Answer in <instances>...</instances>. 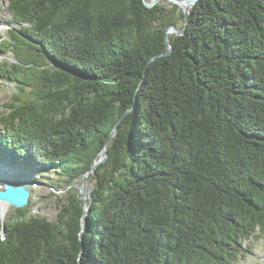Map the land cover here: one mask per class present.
Listing matches in <instances>:
<instances>
[{
    "label": "trees",
    "instance_id": "1",
    "mask_svg": "<svg viewBox=\"0 0 264 264\" xmlns=\"http://www.w3.org/2000/svg\"><path fill=\"white\" fill-rule=\"evenodd\" d=\"M9 10L0 154L55 169L66 201L55 221L16 207L0 264L238 262L264 233V0H199L187 26L145 0Z\"/></svg>",
    "mask_w": 264,
    "mask_h": 264
},
{
    "label": "rangeland",
    "instance_id": "2",
    "mask_svg": "<svg viewBox=\"0 0 264 264\" xmlns=\"http://www.w3.org/2000/svg\"><path fill=\"white\" fill-rule=\"evenodd\" d=\"M175 1L176 0H160L159 3L172 7L173 4H176L174 3ZM190 2L191 0H189V3ZM183 3L184 2H181L180 5H176L181 7ZM0 18L6 22L5 30L1 31L0 34L2 37L7 38V22H12L13 20L9 11V0H0ZM4 46L5 45L0 42V63L3 61L12 62L14 60L13 53H5L6 48ZM15 90L16 88L13 84L0 78V113L6 111L7 105L12 101ZM1 132H4V127L0 124V133ZM3 163L6 165L1 167ZM29 170L32 172V177L34 178L26 177L24 172L19 168H13L10 156H8L7 153L2 152L0 154V179L3 183L8 182L5 178L8 177V175L16 184L31 183L33 185L32 195L27 206L33 209V213L45 216L48 219L55 221L60 210V203L66 201V192L63 190V187L66 184L63 177L59 176L55 169H44L41 166H35ZM87 180L88 176L86 182L83 183L80 190L84 196L90 197L92 187ZM52 193H54V195ZM16 212V206L11 205L7 215L0 220V236H6V223L9 222L11 217H13ZM244 244V253L240 258H238V262L235 264H264V233L259 238L254 236L253 239L245 241Z\"/></svg>",
    "mask_w": 264,
    "mask_h": 264
},
{
    "label": "water",
    "instance_id": "3",
    "mask_svg": "<svg viewBox=\"0 0 264 264\" xmlns=\"http://www.w3.org/2000/svg\"><path fill=\"white\" fill-rule=\"evenodd\" d=\"M198 1L199 0H191V3L189 5H187L186 7H183V10L185 12V17H186V26L188 24L187 20L189 18L190 9L193 6H195ZM159 2L160 0H152V1L145 0V4L150 7L155 6ZM175 3L179 5L178 2L175 1ZM170 29H172L173 33H185L186 32V30H182L177 26H170L167 29V34H169ZM169 44H170V51L167 54H169L173 49L170 42ZM102 154H103L102 157L100 158V160H98L95 163V165L91 169V172H95L96 168L101 163L107 160L108 153H107L106 148L103 149ZM86 179H87V175L84 176V183L86 182ZM32 188H33V185L31 183L16 184L14 182H7L5 187L3 189H0V201L8 202L11 205L16 206V207H25L30 202V198L32 195ZM88 210H90V207H88ZM5 230H7V227H5Z\"/></svg>",
    "mask_w": 264,
    "mask_h": 264
},
{
    "label": "bare ground",
    "instance_id": "4",
    "mask_svg": "<svg viewBox=\"0 0 264 264\" xmlns=\"http://www.w3.org/2000/svg\"><path fill=\"white\" fill-rule=\"evenodd\" d=\"M176 1H178L179 2V4L181 3V2H184L182 5H181V7H186L187 5H189L190 3H189V0H176ZM172 32V29H170V32L169 33H171ZM2 163V162H1ZM6 164H4L3 163V165L1 166V167H4ZM6 179H7V181L9 182H14V180H12V178L11 177H9V175H8V177H5ZM7 183V182H6ZM6 183H3V181L0 179V184L2 185V184H4V185H0V189H3L4 187H5V185H6ZM15 183V182H14ZM10 207H11V204L10 203H8V202H5V201H0V220L1 219H3L4 218V216H6L7 215V213H8V210L10 209Z\"/></svg>",
    "mask_w": 264,
    "mask_h": 264
}]
</instances>
